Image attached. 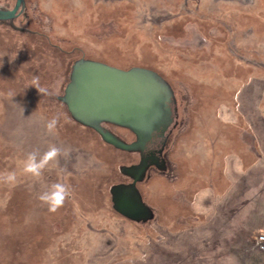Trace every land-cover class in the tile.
Segmentation results:
<instances>
[{"label":"rangeland","instance_id":"1","mask_svg":"<svg viewBox=\"0 0 264 264\" xmlns=\"http://www.w3.org/2000/svg\"><path fill=\"white\" fill-rule=\"evenodd\" d=\"M80 5L26 0L24 14L13 22L21 31L0 24V173L17 177L14 183L0 181V264H264V249L254 246L264 233V114L257 107L264 90L249 96L244 110L256 129L252 137L259 141L260 157L232 180L224 164L219 166V155L237 147L227 127L234 121L220 118L219 109L235 106L239 112L236 95L243 80L253 78L252 67H261L264 76V0H80ZM51 44L77 50L78 59L144 67L169 86L171 80L175 90L170 86L166 107L177 113L175 119L180 99L198 114L189 123L185 116L169 149L177 158L203 162L193 173L209 187L204 163L213 142L219 154L216 196L198 197L199 204L185 207L166 195L169 174L165 179L149 173L140 187L155 210L142 201V212L134 216L117 211L111 187L127 173L133 181L142 177L152 156L126 166V173L121 165L130 154L138 156L149 138L122 147L106 138L126 144L120 138L131 136L124 127L111 132L101 123L96 129L76 121L62 100L76 60L65 81V61ZM37 85L45 91L39 93ZM53 117L58 123L49 133L45 125ZM51 146L61 154L42 174L24 173L27 154L43 155ZM53 183L70 186L71 195L50 212L38 196ZM196 186L188 188L189 197ZM115 191L116 198L123 193Z\"/></svg>","mask_w":264,"mask_h":264},{"label":"water","instance_id":"2","mask_svg":"<svg viewBox=\"0 0 264 264\" xmlns=\"http://www.w3.org/2000/svg\"><path fill=\"white\" fill-rule=\"evenodd\" d=\"M20 3L21 0H15L11 9H0V20L12 18ZM169 95L170 86L153 70L138 66L123 69L80 58L72 65L62 100L76 121L96 129L100 122L127 127L135 135L132 143L142 145L154 130L167 124ZM108 137L111 139L106 140L118 146H130L112 139L111 135ZM134 181L131 186L111 187L114 208L130 217L142 212L144 205ZM117 188L123 192L118 198L115 197Z\"/></svg>","mask_w":264,"mask_h":264},{"label":"flooded vegetation","instance_id":"3","mask_svg":"<svg viewBox=\"0 0 264 264\" xmlns=\"http://www.w3.org/2000/svg\"><path fill=\"white\" fill-rule=\"evenodd\" d=\"M15 3V0H11V2H9V0H0V9H11L13 7ZM26 9V0H21V3L17 9V11L15 12V15L12 18H8V19H3L0 20L2 25H6L12 28H15L16 30H20L21 28L17 27L16 25L13 24V22L15 20H17L18 17H21ZM13 24V25H12ZM27 28L24 26V28H22V30H26ZM29 33L35 34L34 28H32L31 30H29ZM168 83L170 84L171 87H173V90H175L174 88V84L171 80L168 79ZM174 101V100H173ZM185 103H183V100H179V109L176 108V110H178V117H180V119L178 120L175 119V117L177 116V113H173V108L172 107H167L169 110V115L172 116L170 122L168 123V125H166L165 130H163L162 132L159 131H153L149 137V139L142 145V149L140 152H137L138 156L136 155V157L133 158V155H131V159L129 161H127L126 163H124L123 165H121V172L124 173V169L126 166L129 165H133L138 163L142 158L146 157H153L154 161H148L147 165H145V169H144V173L142 174V177L137 176L136 178L139 177V179H136L135 182V186L138 189V192L141 196V200L144 201L145 203H147L150 207H153V210H155V206L152 203H148L142 194V190L140 187V183L145 182L148 178V174L152 173L153 175H158L159 172L161 173V175L165 178V179H169L168 175L171 176L172 178L171 181H169V186H171L168 190V193H166V195L168 194L170 201L172 199H179L181 205H185V207L188 206H193L194 204H199L198 203V195L196 194V196L193 197H189L188 196V188H192V185L194 184L197 185L195 187V192H200L201 190H205L208 191L209 194H211V196L214 198L217 194V187H215V180L217 181V178H215V174H214V165H215V160L216 157L220 158L219 160V166L221 165L222 159L224 157V155H216L215 153V146H213V142H211L210 147V156L208 158L207 161H205V171L207 172V179L206 182L207 185L209 187H205L203 186L204 181L201 178H197L196 174L193 173L194 170L196 169H203V162L201 164H197L196 161H192L190 158H188L187 156H178V158L176 156L173 155V151L171 150L172 147H170L169 149V143H170V138L172 137V135L174 134L176 128L180 127L181 123L185 120V116L188 117L187 119V123H189L190 121V116L191 115H197L198 114V110L197 108H192L191 105L185 107L184 106ZM177 107V106H176ZM175 108V105H174ZM180 110V111H179ZM176 112V111H175ZM222 116H220L221 118ZM181 121V122H180ZM101 125L107 129V130H111V132L113 131V127H121L119 125L110 123V122H100ZM233 123H237V125L240 126L241 122H233ZM231 123V124H233ZM188 125V124H187ZM186 125V127H187ZM230 125V124H228ZM123 127V126H122ZM125 131H127L130 134V139L126 140L125 138H120L123 141L126 142H133L135 141V135L134 133L128 129L127 127L122 128ZM183 131H179L178 135L181 134ZM177 139L174 140V143H176ZM173 142V141H172ZM217 149V148H216ZM216 156V157H215ZM175 165L174 169H173V173L172 165ZM216 170V167H215ZM126 173V172H125ZM212 173V174H211ZM128 174V175H127ZM124 174V176L122 177L123 179H121L120 181H117L121 184H130L133 180H132V175L127 173ZM151 174V175H152ZM214 174V175H213ZM160 176V175H159ZM192 179V180H191ZM145 180V181H144ZM203 182V183H200ZM198 183L199 185L201 184V186L198 187ZM144 186V185H143ZM208 194V196H209ZM188 197V198H187ZM194 198V199H192ZM193 203V204H192ZM190 213V212H189ZM192 212H191V214ZM197 216H195L196 218Z\"/></svg>","mask_w":264,"mask_h":264},{"label":"crops","instance_id":"4","mask_svg":"<svg viewBox=\"0 0 264 264\" xmlns=\"http://www.w3.org/2000/svg\"><path fill=\"white\" fill-rule=\"evenodd\" d=\"M263 83L264 76H256L243 83L236 95V102L238 103L237 110L240 113L235 112L233 108L235 106H226L219 109L220 116H227L234 122H241L240 126L237 125V123L227 126L234 134V139L236 140L237 145V147L232 146L229 148V150L224 154L221 162L222 166L224 164V171L226 173L227 180L235 178L237 173L245 171V169H247L250 165L252 166L257 161V158L260 157L259 141L254 136L252 137L253 134H256V129L248 118L250 114H247L244 110L250 105L248 103V97L252 96L255 92L264 90ZM258 105L261 112L264 114V102L262 104L261 99L259 100V103L257 102V107ZM251 149L253 150V153L251 152ZM254 157H256V159L252 160ZM193 194L194 196L197 194L201 201L209 198V193L205 190H201L200 192Z\"/></svg>","mask_w":264,"mask_h":264},{"label":"clouds","instance_id":"5","mask_svg":"<svg viewBox=\"0 0 264 264\" xmlns=\"http://www.w3.org/2000/svg\"><path fill=\"white\" fill-rule=\"evenodd\" d=\"M74 3L77 7H80V0H74ZM38 80V78H36ZM38 92H44L43 88H40L38 85L36 87ZM58 123V118H51L45 125L46 131L49 133L53 132ZM61 154V149L55 146H51L47 152L43 155H40L38 151H33L27 154L26 158L22 162L23 171L26 174H30L34 177H39L42 174V170L48 164V162ZM65 156L68 155L67 150L63 153ZM17 177L15 172H5L0 173V181L6 183H14ZM71 195L70 186L63 183H53L48 186V188L42 192L38 199L45 205L48 206L50 212L57 211L60 207L63 206L65 200ZM143 259V257H142Z\"/></svg>","mask_w":264,"mask_h":264},{"label":"trees","instance_id":"6","mask_svg":"<svg viewBox=\"0 0 264 264\" xmlns=\"http://www.w3.org/2000/svg\"><path fill=\"white\" fill-rule=\"evenodd\" d=\"M0 23H1V21H0ZM45 37V36H44ZM51 43V42H50ZM51 46H52V48H53V50H54V52L56 53V54H58L60 57H59V59L61 60V58L63 59V61H65V63H64V66L66 65V73H67V75H65L66 76V78H65V81H67V77H68V72H69V70H70V67H71V65H72V63L75 61V60H77L80 56H79V54H78V52H77V50H64L61 46H59V45H52L51 44ZM108 64H110V65H114V64H112V63H108ZM128 67H130L129 65L128 66H121V68H123V69H127ZM251 67V66H250ZM253 68V71L251 72V75H250V77H255V76H259L261 73H262V68L261 67H252ZM163 75V74H162ZM164 77V76H163ZM250 78L248 77L247 79H245V80H243L244 82H246V81H248ZM65 85V84H64ZM63 85V86H64ZM261 102H262V104H263V102H264V98L263 99H261ZM75 124H78V123H75ZM89 128V127H88ZM89 129H91V128H89ZM89 129H86V130H89ZM251 152L253 153V150L251 149ZM254 158H256V157H254ZM247 166V165H246ZM180 229V228H179Z\"/></svg>","mask_w":264,"mask_h":264},{"label":"built area","instance_id":"7","mask_svg":"<svg viewBox=\"0 0 264 264\" xmlns=\"http://www.w3.org/2000/svg\"><path fill=\"white\" fill-rule=\"evenodd\" d=\"M254 246L258 249H264V233H261L255 237Z\"/></svg>","mask_w":264,"mask_h":264}]
</instances>
